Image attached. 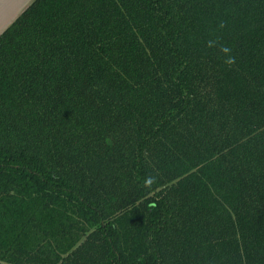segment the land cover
I'll return each mask as SVG.
<instances>
[{"label": "trees", "instance_id": "trees-1", "mask_svg": "<svg viewBox=\"0 0 264 264\" xmlns=\"http://www.w3.org/2000/svg\"><path fill=\"white\" fill-rule=\"evenodd\" d=\"M0 264H264V0H36L0 36Z\"/></svg>", "mask_w": 264, "mask_h": 264}, {"label": "crops", "instance_id": "crops-1", "mask_svg": "<svg viewBox=\"0 0 264 264\" xmlns=\"http://www.w3.org/2000/svg\"><path fill=\"white\" fill-rule=\"evenodd\" d=\"M36 0H0V36L29 8Z\"/></svg>", "mask_w": 264, "mask_h": 264}]
</instances>
